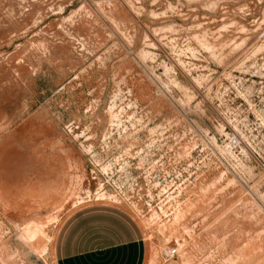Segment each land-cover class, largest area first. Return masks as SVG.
I'll list each match as a JSON object with an SVG mask.
<instances>
[{
    "label": "rangeland",
    "instance_id": "rangeland-1",
    "mask_svg": "<svg viewBox=\"0 0 264 264\" xmlns=\"http://www.w3.org/2000/svg\"><path fill=\"white\" fill-rule=\"evenodd\" d=\"M0 264H264V0H0Z\"/></svg>",
    "mask_w": 264,
    "mask_h": 264
},
{
    "label": "crops",
    "instance_id": "crops-1",
    "mask_svg": "<svg viewBox=\"0 0 264 264\" xmlns=\"http://www.w3.org/2000/svg\"><path fill=\"white\" fill-rule=\"evenodd\" d=\"M121 218H122V220L119 221L121 223V225L125 224V222L128 223V221L126 220V219H128L127 217L121 216ZM81 223L85 224L86 222L82 221ZM110 238H114V234L111 235ZM96 240H97L96 236H92V235L87 238L86 244H84V246L86 247V248H84V253H86L85 256H87V257H90V256L99 257L100 255H108L107 256L108 259L110 257L112 258V256H114L113 255L114 251L113 250H109V248L115 247L116 244L115 245L105 246L106 247V251L105 252L102 251L103 253L99 252L100 253L99 254L97 252V250L98 249L100 250V247H98V244L96 245V242H95Z\"/></svg>",
    "mask_w": 264,
    "mask_h": 264
},
{
    "label": "built area",
    "instance_id": "built-area-1",
    "mask_svg": "<svg viewBox=\"0 0 264 264\" xmlns=\"http://www.w3.org/2000/svg\"><path fill=\"white\" fill-rule=\"evenodd\" d=\"M176 252H177V250L175 248H172V249H169L166 251V255L168 257H171V256H174Z\"/></svg>",
    "mask_w": 264,
    "mask_h": 264
}]
</instances>
